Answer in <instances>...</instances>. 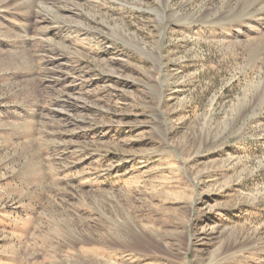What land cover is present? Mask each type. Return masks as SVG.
<instances>
[{"label":"rangeland","instance_id":"obj_1","mask_svg":"<svg viewBox=\"0 0 264 264\" xmlns=\"http://www.w3.org/2000/svg\"><path fill=\"white\" fill-rule=\"evenodd\" d=\"M262 3L0 0V264H264Z\"/></svg>","mask_w":264,"mask_h":264},{"label":"bare ground","instance_id":"obj_2","mask_svg":"<svg viewBox=\"0 0 264 264\" xmlns=\"http://www.w3.org/2000/svg\"><path fill=\"white\" fill-rule=\"evenodd\" d=\"M28 1H29V0H28ZM261 1L264 3V0H261ZM11 2H12V1H11ZM263 3H262V4H263ZM260 4H261V3H260ZM27 5H29V3H27ZM263 14H264V13H263ZM18 25H19V24H18V22H17V25H16V26H18ZM16 26H15V27H16Z\"/></svg>","mask_w":264,"mask_h":264}]
</instances>
